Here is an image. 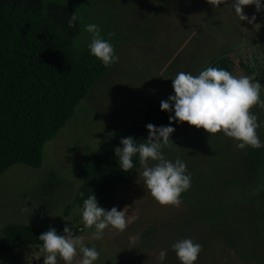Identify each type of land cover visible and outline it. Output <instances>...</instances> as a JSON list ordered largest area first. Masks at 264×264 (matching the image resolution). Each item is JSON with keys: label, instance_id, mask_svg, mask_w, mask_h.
<instances>
[{"label": "rangeland", "instance_id": "374dc122", "mask_svg": "<svg viewBox=\"0 0 264 264\" xmlns=\"http://www.w3.org/2000/svg\"><path fill=\"white\" fill-rule=\"evenodd\" d=\"M55 1L69 3L80 17L72 39L75 52L88 49L91 34L84 25L95 23L118 59L78 102L55 137L45 142L39 167L17 163L0 175V235L11 222L68 224L100 252L95 264H157L161 249L166 251L163 264H180L170 245L188 237L202 246L195 264H264V147L239 148L238 141L222 131L209 134L181 122L162 147L165 158L179 156L191 174L179 205H162L150 195L139 175L143 165L109 192L105 208L127 210L123 231L108 227L102 239H92L94 228L84 226L73 200L87 146L97 149L139 116L146 102L172 94L171 78L177 72L197 75L224 52L234 60L233 75L250 74L264 86V9L256 12L254 5L244 6V14L255 15V20L244 21L232 39L229 29L241 21L227 4H220L219 18L210 19L212 33L204 13L215 10L216 4L208 0H200L203 4L190 0L181 10L180 0ZM191 13L204 24L188 19ZM260 98L264 100V87ZM249 111L264 122V105H253ZM256 132L264 140V123ZM153 163L149 160L148 166ZM40 255L33 245L0 250V264H42L43 257L35 258ZM79 258L77 253L75 260ZM57 264L64 262L57 257Z\"/></svg>", "mask_w": 264, "mask_h": 264}, {"label": "trees", "instance_id": "16d2710c", "mask_svg": "<svg viewBox=\"0 0 264 264\" xmlns=\"http://www.w3.org/2000/svg\"><path fill=\"white\" fill-rule=\"evenodd\" d=\"M72 12L67 2L0 0V175L17 163L39 167L45 142L55 137L78 102L112 65L105 66L88 49L73 50L72 39L80 25L78 19L73 27L67 26ZM208 66L225 68L233 74L234 60L223 52ZM239 66L252 72L242 61ZM161 100L146 102L139 116L132 117L124 129L97 149L87 146L88 152L78 165L81 184L73 197L80 210L83 200L92 192L98 203L106 207L109 192L141 166L134 156V169L122 171L113 148L119 146L121 137L128 135L137 143L144 142L147 123L167 125L172 113L160 109ZM171 123L175 130L170 139L181 122ZM48 227L7 223L0 235V250L27 245L40 249L42 242L37 236ZM54 228L61 232L63 227Z\"/></svg>", "mask_w": 264, "mask_h": 264}, {"label": "clouds", "instance_id": "9594fccd", "mask_svg": "<svg viewBox=\"0 0 264 264\" xmlns=\"http://www.w3.org/2000/svg\"><path fill=\"white\" fill-rule=\"evenodd\" d=\"M232 8L239 21L252 23L255 15L248 17L243 7L254 5L255 11L264 9L262 0H231ZM208 3L221 4L223 0H208ZM80 19L77 10L67 20V26L73 27ZM91 34L87 44L89 54L108 66L118 57L114 46L101 36L100 27L95 23L84 25ZM173 93L159 103L161 110L172 113L167 125L147 123V137L137 143L132 135L121 137L119 146L113 148L122 171L134 169L133 157L137 156L143 170L139 173L143 185L150 195L162 205H179L180 194L191 185V174L187 172L185 162L177 156L174 160L165 158L162 147L167 146L174 132L172 121L177 124L187 122L207 133L222 131L226 136L238 141L237 147H264V140L257 135L256 129L264 122H258L257 115L249 109L253 105H264L260 98V89L264 86L254 80L250 74L235 76L225 68L208 66L197 75L190 72H177L171 78ZM173 142V141H172ZM174 143V142H173ZM154 161L148 166V161ZM126 208L118 210L116 206L106 209L98 203L95 193H91L82 202L81 220L85 227L94 228L91 238L100 240L108 227L123 231L126 228ZM72 226L65 224L61 232L49 226L37 238L41 241L42 264H57L59 257L64 264H73L77 253L80 258L75 264H95L100 256L94 244L85 243L82 236L75 235ZM201 244L191 238L174 241L170 248L175 252L180 264H195L201 251ZM166 251L161 249L156 257L157 264H163Z\"/></svg>", "mask_w": 264, "mask_h": 264}, {"label": "crops", "instance_id": "0c3cea01", "mask_svg": "<svg viewBox=\"0 0 264 264\" xmlns=\"http://www.w3.org/2000/svg\"><path fill=\"white\" fill-rule=\"evenodd\" d=\"M191 1L196 2V3H200V4L202 3V1H200V0H191ZM189 2H190V0H180L179 6H178L177 9H179V8H180V10L181 9H185L187 3L189 4ZM221 4H227L229 6V8H231V10H232V2H231V0H223V3H221ZM194 7H195L194 9H195V12H196V5L195 4H194ZM219 8H220V4H216V9L215 10H211V11L209 10L206 13H204L205 16L206 15L209 16L208 22H207L208 23V29H210L212 31V33H214V30L215 29H214V22H213V20H210V19H213L214 17L219 18L218 17L219 16V13H220V9ZM244 10L245 9H243V13H245ZM191 14L192 15H190V14L187 15L188 19L192 20V22H197L198 24L203 23V21H204L203 18L193 16L194 15L193 13H191ZM238 20H239V18H238ZM209 21H210L212 27H210ZM237 23H238V25H237V28L236 29H234V28L229 29V32H231V34H232V36H231L232 39L235 38L234 37V34H237L238 33V30L244 26V21H241V23H239V22H237ZM217 28H218V31H219L218 21H217ZM217 28H216V30H217ZM226 39H228V38H226ZM232 39H228V42L229 43L232 42Z\"/></svg>", "mask_w": 264, "mask_h": 264}]
</instances>
